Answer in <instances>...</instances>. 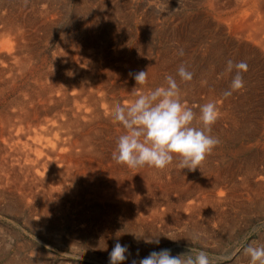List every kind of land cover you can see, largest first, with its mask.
Returning <instances> with one entry per match:
<instances>
[{
	"label": "bare ground",
	"instance_id": "6f19581e",
	"mask_svg": "<svg viewBox=\"0 0 264 264\" xmlns=\"http://www.w3.org/2000/svg\"><path fill=\"white\" fill-rule=\"evenodd\" d=\"M99 1L121 3L139 14L129 32L132 41L122 45L114 27L91 22L88 1L78 0L81 21L68 23L72 31L64 37L70 40L59 38L57 57L63 63L55 62L53 72H26L30 53L40 47V32L46 37L59 14L67 18L76 9H66L65 0H19V6L0 9V201L7 198L8 211L22 209L49 227L71 220L104 241L119 239L113 234L117 228L127 229L134 242L153 236L157 224L168 232L177 224L213 227L225 205L240 208L235 199L243 189L249 203L244 208L259 207L264 201V0ZM156 35L163 37L158 51L146 58ZM229 60L244 61L248 70L245 87L225 97L234 74L226 70ZM181 64L193 73L191 81L176 75ZM139 71L148 73L143 86L130 74ZM167 75L176 78L181 102L194 112L210 101L219 110L211 134L230 149L229 159L219 165L218 151L212 152L214 158L207 156L198 168L205 174L200 182L190 177L185 182L189 174H179L176 159L163 170L131 169L112 159L125 134L111 118L113 107L166 86ZM236 170L242 172L239 178ZM199 171L188 170L195 177Z\"/></svg>",
	"mask_w": 264,
	"mask_h": 264
},
{
	"label": "rangeland",
	"instance_id": "374dc122",
	"mask_svg": "<svg viewBox=\"0 0 264 264\" xmlns=\"http://www.w3.org/2000/svg\"><path fill=\"white\" fill-rule=\"evenodd\" d=\"M18 1L19 0H0V9L1 7L7 9L9 6L12 7L13 4L14 5L18 4L19 6ZM72 1L65 0L66 9L70 11L73 10L74 8L76 9L75 12L71 11L70 17L66 18L64 14L62 13L59 14L61 17L59 20H57V22L53 24L54 27L50 31L49 35H47L46 37L43 36L46 40L42 37V33L40 32L41 39L39 43L40 42L41 43L39 44V46L41 48L39 47L38 51L35 54L30 53V61L26 65V69H27L26 72H32V71L53 72L56 67V65H54L55 62L59 60V63H63V61L57 57V53L61 49V46L58 44V41L60 40L59 38L68 36L72 31L69 29L68 23L75 24V22L81 21L80 19L81 16H79L80 15L79 10L82 8V5L80 3L78 4L77 2L78 0H72ZM85 1H88V3L86 2L87 5L86 9H88L87 18L91 20V22H96L102 24L103 26H108V30L110 31L111 29L112 30L115 29L114 31L116 32V34L121 35V36L119 35L118 39L120 40L121 44L123 43L122 45L128 44L132 41V39L130 40L131 36L129 35V32L133 30V28H135L133 26V22L135 20L140 19L138 13L133 12V9L128 8L127 6L121 5V3L118 6L114 1H106L107 3L105 2L103 4H100L99 0H85ZM101 5L103 6V8H100L102 7ZM115 8H116L115 11L116 13L113 11ZM29 10L30 9L26 7V11L29 12ZM121 11L123 12L121 13ZM99 13L101 14V17L98 19L97 14ZM108 16L110 19H108ZM129 16H130V20H128ZM117 27L121 32L117 29ZM159 37L162 36L158 35L157 37L156 35V37L154 38V43L149 42V50H151L149 51V53L151 57L146 56V58L152 59L155 57L158 51V47L156 46H158ZM67 39L70 40V38ZM152 44L154 45L151 46ZM46 49L48 51H46ZM40 56L42 59H40ZM122 63L125 66L127 65V62H122ZM15 72H22V71L15 70ZM223 145H224L223 143H221V145L219 143L218 146L214 148L215 151L214 150L212 151V152L218 151L217 152L218 157L215 159L217 163L219 162L218 163L219 165L220 164L224 165L223 161L225 160V158H228L227 156L230 153L229 152L230 149L229 148L226 149V145L224 146ZM212 152H211L212 155L211 154L208 155V158L210 159L211 156L214 158ZM225 152H228V154ZM251 154H254V151H252ZM235 166L236 169L239 167L238 164H236ZM197 170L199 171V169H196L194 172L197 173L198 172ZM192 172H188V169L185 170L183 169L181 170V172H179V174L181 173H183V175H185L186 173L189 174L188 176H184L185 180H187L185 182L191 181L189 180L190 178H193L194 180L196 179L195 181L198 182H200L201 179H205L204 178L205 174L203 173L204 170L201 172L199 171V176L196 177L192 175ZM241 174H242L241 171L236 170L235 175H237L238 178L241 176ZM241 193L242 196L239 195L238 198L235 199V200L238 199L240 200L238 201L241 204L240 208H232L229 205H225L223 207L224 212L220 223L218 224L217 222H215V225H213V227L207 225L206 222H201V224L197 225L196 229L190 228L189 226H185L184 224H177L168 232L167 230H163L162 227L159 224H157L156 225L158 226L157 232L156 229L155 230L144 229L145 233H149V231L151 230H153L154 233L152 234L153 236L144 235V237L138 238L140 242L139 241L134 242L131 237L133 233L127 231V229L117 228L116 230L113 231V234L118 235L119 239H115L116 238L115 237L114 240L113 238H110L111 239L110 240L107 237L105 238L103 237L106 240L104 241L98 236H95L92 233V231L88 232L84 228H81L82 224L72 225L71 220H68V222L66 221L63 222L62 219H59L58 220L59 222L55 226L49 227L47 223L40 221V219L37 218L36 216L33 215L30 216V214L24 212L22 209L18 210L16 213L8 211L9 209L7 206L9 204L8 202L10 201L6 198V200L0 201V208H2L0 209V264H109V253L111 252L114 244L117 241L121 242L122 245L123 244L127 245L129 249L130 255L128 256V259L123 262V264H132L133 260L139 261L140 259L148 256L149 253H151L152 251H160L161 249H169L171 251L172 256L186 254L189 251L193 256H195V254L198 253L199 251H204L207 253L209 257L210 264H249V258L244 255L243 250L250 244L264 243L263 241L264 240V201L262 202L261 205H259V207L246 210V208L244 207L249 204L246 200L247 191L243 189ZM189 199L190 198L184 201L185 204L191 202V199L190 200ZM226 204H229V202H227ZM181 214H182L181 216L184 217L183 215L188 214V212ZM72 217H75V215H72ZM231 217H233L234 220H231ZM239 221L241 224L239 223ZM61 222L63 223L61 224ZM56 228H58V230ZM73 231L76 232L74 233ZM7 233L8 234L10 233V235L8 236ZM124 234H126L128 237ZM149 238L154 240L158 239L159 243L157 244V243L146 242L147 239Z\"/></svg>",
	"mask_w": 264,
	"mask_h": 264
},
{
	"label": "clouds",
	"instance_id": "9594fccd",
	"mask_svg": "<svg viewBox=\"0 0 264 264\" xmlns=\"http://www.w3.org/2000/svg\"><path fill=\"white\" fill-rule=\"evenodd\" d=\"M226 70L234 74L229 88L223 93L225 97L245 87L243 73L248 67L244 61L229 60ZM130 74L134 76L136 85L147 83V71ZM176 75L184 82L193 79V73L183 64L178 67ZM165 82L166 86L139 94L127 105L116 104L113 107L111 118L125 129V134L118 137L112 154L117 164L131 169L147 166L163 170L176 159L181 170L195 171L220 143L211 134L212 126L219 118L216 103L210 101L201 105L197 114L181 102L176 78L167 75ZM146 242L158 244L159 240L149 238ZM243 251L249 258V264H264V243L250 244ZM129 255L128 246L117 241L109 253V264H123ZM132 264H210V260L204 251L195 256L190 251L172 256L169 249H161L152 251L139 261L133 260Z\"/></svg>",
	"mask_w": 264,
	"mask_h": 264
}]
</instances>
